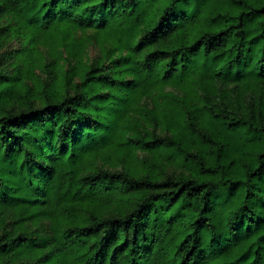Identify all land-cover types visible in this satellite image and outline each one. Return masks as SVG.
<instances>
[{
	"label": "trees",
	"instance_id": "1",
	"mask_svg": "<svg viewBox=\"0 0 264 264\" xmlns=\"http://www.w3.org/2000/svg\"><path fill=\"white\" fill-rule=\"evenodd\" d=\"M0 264H264V0H0Z\"/></svg>",
	"mask_w": 264,
	"mask_h": 264
},
{
	"label": "rangeland",
	"instance_id": "2",
	"mask_svg": "<svg viewBox=\"0 0 264 264\" xmlns=\"http://www.w3.org/2000/svg\"><path fill=\"white\" fill-rule=\"evenodd\" d=\"M98 54V48L94 45H89L88 51H87V59L90 61Z\"/></svg>",
	"mask_w": 264,
	"mask_h": 264
}]
</instances>
